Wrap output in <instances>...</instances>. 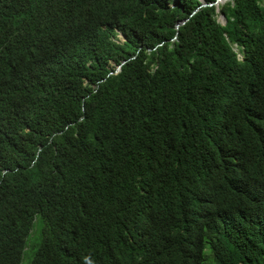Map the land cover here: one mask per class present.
<instances>
[{
  "label": "trees",
  "instance_id": "16d2710c",
  "mask_svg": "<svg viewBox=\"0 0 264 264\" xmlns=\"http://www.w3.org/2000/svg\"><path fill=\"white\" fill-rule=\"evenodd\" d=\"M200 6L0 0V264H264V0Z\"/></svg>",
  "mask_w": 264,
  "mask_h": 264
},
{
  "label": "clouds",
  "instance_id": "9594fccd",
  "mask_svg": "<svg viewBox=\"0 0 264 264\" xmlns=\"http://www.w3.org/2000/svg\"><path fill=\"white\" fill-rule=\"evenodd\" d=\"M218 7V6H217ZM119 69V68H118ZM38 220H40L38 217L33 220V223H36ZM32 236H36V228L34 227L31 231ZM33 238V237H31ZM35 248V247H34ZM36 250H31L29 246L27 248H24L22 253H20V261H18V264H31L33 259V254ZM104 251V245H102V242L96 243L94 246V252L96 257L101 256Z\"/></svg>",
  "mask_w": 264,
  "mask_h": 264
},
{
  "label": "water",
  "instance_id": "95a60500",
  "mask_svg": "<svg viewBox=\"0 0 264 264\" xmlns=\"http://www.w3.org/2000/svg\"><path fill=\"white\" fill-rule=\"evenodd\" d=\"M201 1V6L199 7V9L200 8H204V7H211V6H219V4H224V2H227V1H229V0H217L215 3H213V4H209V5H207L203 0H200ZM197 11V10H196ZM221 18H222V20H223V23H225V18H224V16L222 15L221 16ZM184 22H182V23H180V25L181 24H183ZM222 23V22H221Z\"/></svg>",
  "mask_w": 264,
  "mask_h": 264
},
{
  "label": "rangeland",
  "instance_id": "374dc122",
  "mask_svg": "<svg viewBox=\"0 0 264 264\" xmlns=\"http://www.w3.org/2000/svg\"><path fill=\"white\" fill-rule=\"evenodd\" d=\"M224 3H225V2H224ZM218 21L223 23V20H222L220 14H219V17H218ZM118 38H119L120 40H123L120 36H118Z\"/></svg>",
  "mask_w": 264,
  "mask_h": 264
}]
</instances>
